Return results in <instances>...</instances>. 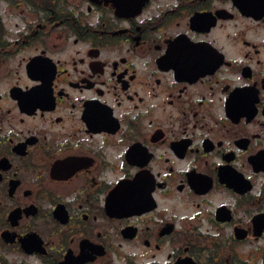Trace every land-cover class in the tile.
<instances>
[{"label": "flooded vegetation", "instance_id": "af4514ba", "mask_svg": "<svg viewBox=\"0 0 264 264\" xmlns=\"http://www.w3.org/2000/svg\"><path fill=\"white\" fill-rule=\"evenodd\" d=\"M0 264H264V0H0Z\"/></svg>", "mask_w": 264, "mask_h": 264}]
</instances>
